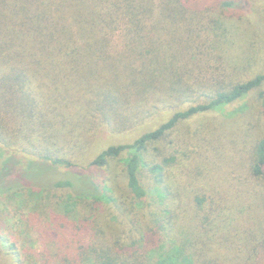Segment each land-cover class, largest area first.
Segmentation results:
<instances>
[{"label":"trees","instance_id":"1","mask_svg":"<svg viewBox=\"0 0 264 264\" xmlns=\"http://www.w3.org/2000/svg\"><path fill=\"white\" fill-rule=\"evenodd\" d=\"M234 5V0H0V196L55 198L61 206L51 216V229H39V250L0 232V264H210L201 231L210 232L212 210L222 208L207 204L213 198L197 191L183 200L181 185L196 188L185 183L191 174L183 160L190 164L194 158L174 134L182 121L232 104L264 83L259 75L230 85L224 59L213 57L225 11ZM96 67L115 69L133 86L119 87L120 79L96 85L87 101H76L79 118L69 130L75 74H91ZM76 89L87 94L83 85ZM170 110L175 113L165 123L132 144L106 148L80 168L104 127L130 132ZM9 149L14 154L4 158ZM255 152L252 173L264 177V139ZM15 154L28 160L23 169L18 166L24 160ZM113 163L126 182L123 195L103 171ZM103 205L109 206L105 220ZM140 209L144 227L134 220ZM78 210L84 214L74 221ZM185 210L197 227L191 233L182 224Z\"/></svg>","mask_w":264,"mask_h":264},{"label":"rangeland","instance_id":"2","mask_svg":"<svg viewBox=\"0 0 264 264\" xmlns=\"http://www.w3.org/2000/svg\"><path fill=\"white\" fill-rule=\"evenodd\" d=\"M234 1V7L225 11L224 20L217 31L218 39L214 42V48L218 51L213 56L216 59L219 56L217 54H220V59H224L227 82L232 86L264 75V0ZM96 68L99 70L91 74L87 70H79L75 74L78 84L73 86L75 110L72 117H69V130L74 129L72 122L79 118L76 109L79 108L77 103H81L76 101H87L90 91L96 85L107 82V86H111L119 83L120 74L115 69ZM218 72L212 71L214 74ZM122 84L129 87L127 89L133 86L131 79L124 82L121 78L118 86ZM82 85L87 94L77 91L76 86ZM166 85L169 89L172 84ZM215 85L212 87L215 88ZM195 100L199 102V99ZM191 104L188 103L182 109ZM174 113V110L164 112L145 126L130 132L124 130L122 133H112L104 127L88 148L80 168L88 167L99 153L110 146L132 144L141 134L168 121ZM174 137L182 140V147L188 149L189 155L194 158L190 164L186 162L187 158L183 160L191 174L185 183L194 182L196 185L195 189L181 185L183 200L200 192L197 195L203 199L213 198L207 200V204L215 201L222 208L212 210L216 216L209 228L210 232L207 234L201 231L206 261H210V264H264V177L252 173L256 143L264 139V83L232 104L219 105L182 121ZM79 146H83V139ZM12 154L11 149L3 152L4 158ZM15 155L17 160L25 161H21L18 166L23 169L28 160L22 155ZM196 168L199 169L198 176L195 175ZM103 171L111 183L117 186L118 194H125L126 182L117 163ZM103 171L96 173L102 178ZM59 207L56 206L55 198L44 201L27 194L0 196V232L12 243L19 246L25 243L39 250V229H51V216L61 212ZM107 208L109 206L101 207L104 220ZM83 212H73V220L81 218ZM139 213L134 220L144 227V211L140 209ZM183 213L185 223L182 224L191 233L197 229L193 224L192 213L189 210ZM134 214L137 215L136 212ZM28 229L34 230L31 232Z\"/></svg>","mask_w":264,"mask_h":264}]
</instances>
